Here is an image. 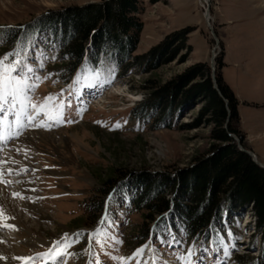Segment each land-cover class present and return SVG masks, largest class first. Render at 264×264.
<instances>
[{
	"label": "rangeland",
	"instance_id": "rangeland-1",
	"mask_svg": "<svg viewBox=\"0 0 264 264\" xmlns=\"http://www.w3.org/2000/svg\"><path fill=\"white\" fill-rule=\"evenodd\" d=\"M99 1L0 0V29L23 28L50 12L60 13L74 6ZM206 8L208 23L204 17ZM136 17L141 28L134 51L129 52L130 59L146 57L156 48L165 49L169 43L168 36L176 31H188L184 45L174 50L165 63L161 62L162 58H158L156 63H147L153 67L151 71L132 67L128 75L119 77L114 73V76H109L111 83L103 87L101 80L91 88L79 84L69 88L78 71L83 70L81 81L84 82L92 78L95 69L81 67L65 84L50 69L53 60L44 61L43 70L37 73L41 80L31 94L32 101L42 102L45 96L58 95L61 89L65 90V96L71 92L72 106L65 109L64 119L74 122L57 123L47 130L43 127L27 129L7 144L6 151H0V157L11 162L14 175H27L26 180L20 177L23 186L18 188L25 199L13 197L12 191L5 193L13 212L10 214L11 210H5L11 216L6 223L15 228H1L3 239L0 243L14 257H34L36 253L46 252L52 241L68 234V239L73 242L67 249L63 246L58 249L65 252L60 264H97L98 261L101 264H137V260L142 264H177L173 252L186 255L187 248L193 244H204L209 249L196 252V257H204L203 264L263 261L264 240L261 230L256 228L251 204L231 215L224 211L222 224L212 228L217 232L207 240L199 238L194 241L182 236L181 245L169 249L159 239H171L175 232L160 233L158 230L142 243L147 245L143 256L129 260L127 258L142 245L132 247L124 241L137 230L142 215L138 212L130 214L123 205L126 201L123 194L126 177L115 181L112 198L106 196L107 189L102 195L101 190L104 180L116 168L132 173L149 171L158 177L165 172L188 168L199 157L209 154L214 143L210 140L211 127L200 115L202 105L195 94L191 100L185 101L184 109L174 115L172 128L151 129L150 113L141 114L135 107L148 92L144 88L147 79L163 84L176 76L183 78L197 62L211 65L212 54L214 75L219 58L223 80L238 100V125L243 134V144L238 137L231 136L239 149L242 147L252 152L256 160L264 164V0H138ZM28 35L26 32L24 36ZM33 39L36 41L33 56L41 51L48 57L59 55L58 49L48 46L46 36ZM27 45L26 39L23 46ZM37 65L38 61L33 63L34 67ZM111 67L106 59L99 68L107 70ZM49 73L53 75L48 76ZM195 82L189 80L185 89H191ZM117 124L118 127L115 126ZM11 149L16 159L9 161L11 156L6 158V155L11 153ZM100 195L104 198L103 204L109 199L110 223L90 241L88 234L95 233L101 224L96 222L98 213L94 212L90 214L91 221H85L87 205ZM118 224L119 229L123 227L120 232ZM97 239H101L103 244H97ZM224 246L228 247V256L224 255ZM16 264L51 262L36 259Z\"/></svg>",
	"mask_w": 264,
	"mask_h": 264
},
{
	"label": "trees",
	"instance_id": "trees-1",
	"mask_svg": "<svg viewBox=\"0 0 264 264\" xmlns=\"http://www.w3.org/2000/svg\"><path fill=\"white\" fill-rule=\"evenodd\" d=\"M137 11L138 0H100L60 13L50 12L23 28H1L4 31L0 33V55L15 50L17 42L27 32L33 38L46 36L48 46L59 50L50 69L54 75L60 73L55 76L61 83H69L81 67L95 69L87 59L91 54H94L92 61H95L96 67L107 59L119 77L128 75L132 67L149 72L153 69L151 63H156L158 58H162V63L167 62L174 50L184 45L188 31L170 34L169 43L163 50L156 48L146 57L130 59L129 52L134 51L141 28ZM221 67L218 58L214 79L210 64L197 62L183 78L176 76L163 84H157L152 79L145 81L144 88L148 92L135 108L141 114L150 113L151 129L174 127V115L182 111L185 101L191 100L192 94H195L202 105L200 115L211 127L210 140L214 143L207 156L199 157L188 168L175 169L158 177L149 171L133 174L132 171L116 168L104 180L101 195L107 189L106 196L111 195L112 198L115 181L126 177L123 190L126 201L123 205L130 214L138 212L142 215V222L136 231L128 235L124 244L132 247L142 245L149 238L151 230L161 233L164 229L173 230L176 235L189 240H207L214 232L212 228L222 224L224 211L231 215L250 204L255 214L256 228L261 230L264 240V168L240 150L231 136L235 135L243 144V134L238 125V100L224 82ZM189 80L196 82L191 89H185ZM101 195L88 203L85 221H91L92 212L98 213L96 222L100 221L105 209ZM107 214L108 221L103 223V228L110 219L108 203ZM121 228L118 224V232ZM182 229L187 231L181 234ZM263 261H253L255 263L252 264H262Z\"/></svg>",
	"mask_w": 264,
	"mask_h": 264
},
{
	"label": "snow or ice",
	"instance_id": "snow-or-ice-1",
	"mask_svg": "<svg viewBox=\"0 0 264 264\" xmlns=\"http://www.w3.org/2000/svg\"><path fill=\"white\" fill-rule=\"evenodd\" d=\"M4 30L0 29V33ZM23 39L28 40L27 47L23 46ZM20 41L17 42L16 48L13 51H9L3 57H0V144H6L14 139L19 138L25 130L35 129L43 127L46 130L54 126V124L62 123H73L71 119H64V111L67 107H71V95L70 92L67 96L64 95L65 90L61 89L58 95L49 94L43 98L42 102H33L32 101V92L35 91L36 85L40 82L41 77L37 73L44 68V61L47 59L55 60L57 57L55 55L48 57L44 54L43 51L38 53L36 56H33L32 50L36 46V41L30 36H26ZM91 54L87 59L91 62L95 71L92 73V78L85 79L84 82L81 81L82 71H78L75 78L72 81V84L69 85V88L74 85L79 84L81 87H93L96 83H101V87L104 84L111 83V80L108 79L109 76H114L115 68L111 67L107 70L103 68L96 67L95 61H92ZM67 58V57H65ZM38 61L37 66H33V63ZM103 64V61L100 62ZM53 75L49 73L48 76ZM55 75L59 76L60 73ZM47 78V77H45ZM59 97V98H58ZM80 114V110H77V115ZM118 127L119 125H115ZM6 163L5 161H0V164ZM14 170L9 168L4 170L0 168V183L8 185L13 181L4 179L5 175H11ZM19 173H17L18 175ZM20 183V181H15ZM13 197L19 196L21 199H25L24 195L21 192L15 191L12 192ZM111 198V195L110 197ZM27 199L31 200L30 197ZM107 201L105 202V214L101 217L100 224H103L108 221L107 214ZM166 215V214H165ZM9 219L3 210L0 207V224L4 228L14 229L15 226L10 223H3V221ZM156 226H154L155 228ZM162 231H167L164 229ZM187 229H182L181 234L185 233ZM101 232V228L98 226L95 230V233H89L88 238L91 241L94 235H98ZM80 235V234H77ZM171 235V233H169ZM231 236V232L228 234ZM73 241L68 239V234H65L60 240L52 241L51 247L48 248L46 252L36 253L34 257H13L14 260L27 261L31 262L36 259H46L50 261L51 264H60V260L64 258L65 252L60 251L61 246L64 249H67L69 243ZM119 243L120 241L117 240ZM159 242L167 245L169 249H172L173 246H179L182 243V235L176 236L171 235V239H159ZM221 244L223 245V240L221 239ZM97 244H103L101 239L96 240ZM147 245H143L140 248L136 249L130 257L127 259L131 260L135 257L143 256L145 248ZM154 251V249H150ZM207 252L209 249L204 246V244H193L187 248V254L180 253L176 255L173 252V255L176 257L177 264H203L204 257H196L197 251ZM70 255V253H69ZM224 255L228 256L229 251L228 247L224 246ZM6 257L0 256V260L5 259ZM112 259H116L112 257ZM125 259V258H120ZM97 264H101L100 261ZM137 264H142L140 260H137ZM146 264V262H143ZM155 264V262H153Z\"/></svg>",
	"mask_w": 264,
	"mask_h": 264
},
{
	"label": "bare ground",
	"instance_id": "bare-ground-1",
	"mask_svg": "<svg viewBox=\"0 0 264 264\" xmlns=\"http://www.w3.org/2000/svg\"><path fill=\"white\" fill-rule=\"evenodd\" d=\"M205 1H207V0H205ZM40 132V131H39ZM19 179V178H18ZM5 192H6V188L5 187H1L0 188V207L1 206H5V207H7V209H4L3 208V210H4V212H5V210H8V212L11 210L10 209V204L8 203V198L6 197V195H5ZM10 214H13V212H12V210H11V212H10ZM5 215L7 216V217H9L8 216V214L5 212ZM8 221V219L7 220H5V221H3V223H6ZM2 224H0V226H1ZM2 227V226H1ZM0 239H3L2 237H1V235H0ZM2 241V240H1ZM4 242V241H3ZM0 256H4V257H6L5 259H2V260H0V264H16L17 262H20L19 260H14L13 259V257L14 256H12V255H10V253H9V251H7L6 250V248H5V246L3 247V244H1L0 243ZM20 255H16L15 257H19Z\"/></svg>",
	"mask_w": 264,
	"mask_h": 264
},
{
	"label": "water",
	"instance_id": "water-1",
	"mask_svg": "<svg viewBox=\"0 0 264 264\" xmlns=\"http://www.w3.org/2000/svg\"><path fill=\"white\" fill-rule=\"evenodd\" d=\"M204 17H205V20H206L207 23H208V21H209V16H208V9H207V8L205 9ZM213 59H214V54H212V57H211V65H210L211 70H212V77H213V79H214ZM240 149H241L242 151H244L245 153H247L249 156H251L252 160H253L257 165H259V166H261V167L264 168V164L261 163V162H258V161L256 160L255 155H254L252 152H250V151H246V150H244L242 147H240Z\"/></svg>",
	"mask_w": 264,
	"mask_h": 264
}]
</instances>
